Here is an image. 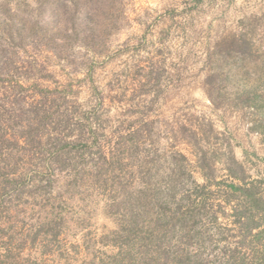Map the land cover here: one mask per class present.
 <instances>
[{
	"label": "rangeland",
	"instance_id": "obj_1",
	"mask_svg": "<svg viewBox=\"0 0 264 264\" xmlns=\"http://www.w3.org/2000/svg\"><path fill=\"white\" fill-rule=\"evenodd\" d=\"M5 130L10 144L30 130L41 141L14 149L31 168L65 146L71 163L51 173L53 194L66 200L50 204L61 202L69 221L67 249L48 255L16 249L0 231V264H75L81 245L105 261L118 218L111 197L151 167V185L170 188L183 178L166 175L184 166L210 184L203 263L264 264V207L251 209L260 226L248 231L233 215L242 199L226 192L241 184L230 168L264 199V0H0ZM25 200L15 201L19 227L42 218Z\"/></svg>",
	"mask_w": 264,
	"mask_h": 264
},
{
	"label": "trees",
	"instance_id": "obj_2",
	"mask_svg": "<svg viewBox=\"0 0 264 264\" xmlns=\"http://www.w3.org/2000/svg\"><path fill=\"white\" fill-rule=\"evenodd\" d=\"M8 134L7 130L0 133V215H4L0 231L8 235L9 244L16 241L15 248L22 249L21 251L30 246L31 249L48 255L51 251L55 252L53 246L56 247V252L67 249L64 247L67 243L65 236L69 220L63 216L62 210L57 212L59 208H64L60 203L66 198L62 197V194H53L52 181L59 174L51 173L54 164L60 170L71 163L68 152L63 150L65 146L61 145L57 149L52 160L45 158L42 166L31 168L32 157L26 158L22 165L23 157L14 153V149L22 144L25 150H32L40 147L41 141L31 137L33 133L30 130L27 138L12 140L10 144ZM60 143L61 140L56 144ZM65 145L69 146L70 142ZM104 154L107 159L108 152ZM145 160L151 167L156 157L153 160L151 158ZM151 169L134 178L133 188L124 189L121 196L111 197L113 202L108 207L113 214H118V218L115 227L106 235L110 239L103 244L101 242L102 247L108 249L105 252L107 259L96 261V255L91 254L88 247L81 245L71 250L74 254L71 258L72 263L76 264L80 260V254L87 249L91 254L87 264H205L199 248L203 242V233L200 231L203 228V220L207 217L205 213H213V203L209 201L211 190L208 177L206 183L201 184L194 178L192 170L184 166L178 178L176 173L175 176L174 173L166 175L169 180L177 181L181 177L183 180L170 188L166 186L159 189L151 185L154 178ZM228 171L230 176L238 179L241 184L230 182L227 185V195H238L244 205L240 209L235 207L233 215L236 222L244 224L246 230L251 231V228L260 226L257 222L252 226L254 220L250 216L251 209H263L264 199L258 196L254 187L242 184L241 178L230 172L232 171L230 168ZM120 197L121 201H116ZM24 198L26 200L21 203L26 206L40 205L42 218L37 217L38 222L35 225L24 223V226L19 227L18 216L24 211L18 209L19 205L15 204V201L18 203ZM52 199H59L61 202L50 204ZM225 201L230 203L232 200L228 197ZM245 204H248L249 208ZM77 224L80 226V222ZM7 245L8 243L6 248H2L6 252ZM18 253L21 255L19 250ZM230 256L233 257L232 254ZM230 260L228 259L226 264H232ZM2 262L3 260L0 261Z\"/></svg>",
	"mask_w": 264,
	"mask_h": 264
}]
</instances>
